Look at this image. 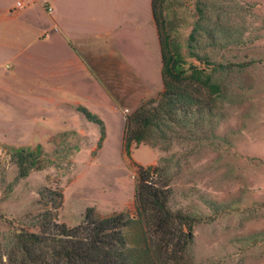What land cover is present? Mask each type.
Returning <instances> with one entry per match:
<instances>
[{
    "label": "rangeland",
    "instance_id": "obj_1",
    "mask_svg": "<svg viewBox=\"0 0 264 264\" xmlns=\"http://www.w3.org/2000/svg\"><path fill=\"white\" fill-rule=\"evenodd\" d=\"M142 3L93 21L99 38L86 43L112 45L129 66L110 76L100 69V84L62 53L47 54L46 40L66 42L37 3L33 13L0 21V233L49 209L45 188L62 192L55 213L69 226L88 207L101 217H134L137 167L152 165L168 184V207L193 219V264H264V0L163 1L170 48L186 67L210 74L219 92L193 124L173 123L166 139L133 145L127 155L125 115L162 89L155 24ZM44 26L45 40L25 31ZM38 144L43 168L18 178L12 149Z\"/></svg>",
    "mask_w": 264,
    "mask_h": 264
},
{
    "label": "trees",
    "instance_id": "obj_2",
    "mask_svg": "<svg viewBox=\"0 0 264 264\" xmlns=\"http://www.w3.org/2000/svg\"><path fill=\"white\" fill-rule=\"evenodd\" d=\"M163 1L151 0L160 47L162 89L125 115L122 141L127 155L133 145H152L154 140L166 139L171 124L186 123L195 113L210 112L212 95L219 92L210 74L195 65L186 67L180 53L170 48L164 32ZM78 110L98 121L83 107ZM41 152L39 144L33 149H12L18 178L43 168L39 165ZM159 171L152 165L137 167L134 217L127 211L101 217L88 207L82 221L74 226L57 219L55 211L61 207L62 192L45 188L43 194L51 207L26 217L22 226L0 233V264H193V219L168 207L170 190L166 182L157 179Z\"/></svg>",
    "mask_w": 264,
    "mask_h": 264
},
{
    "label": "crops",
    "instance_id": "obj_3",
    "mask_svg": "<svg viewBox=\"0 0 264 264\" xmlns=\"http://www.w3.org/2000/svg\"><path fill=\"white\" fill-rule=\"evenodd\" d=\"M17 1L22 4L20 8L15 7ZM142 2L146 3L147 9L151 8V0H0V21L5 20L6 16H17L18 13L21 14L22 12L25 14L33 13L34 9L32 6L37 3L39 16H48L50 21L49 28L57 33L56 38L61 36L66 42L65 47L61 44L52 45L51 41L48 42L46 40L45 51L47 54L62 53V59L65 57V62L67 61L68 66L85 69V72L88 73L93 82L100 84V69L105 68L107 76H110L111 68H128L129 66L119 56L113 54L112 45L110 46L111 49L106 51L102 50L95 42L86 43V41L89 42V39L92 41L94 36H96L94 32L96 24L93 21L100 18L101 15L110 18L122 17L129 8ZM48 8H51V10L48 11ZM33 18L36 17L33 16ZM24 26L26 28L31 27L28 24ZM46 29L44 26L38 29H25V31L34 33L37 39L41 37L45 40L49 34ZM155 29L157 35L156 25ZM0 33L4 35V28H0ZM98 35L100 36V34ZM81 37L84 41L79 43ZM71 38L76 41V46L70 42ZM95 38L98 39L99 37L96 36ZM60 41L62 42V40Z\"/></svg>",
    "mask_w": 264,
    "mask_h": 264
},
{
    "label": "built area",
    "instance_id": "obj_4",
    "mask_svg": "<svg viewBox=\"0 0 264 264\" xmlns=\"http://www.w3.org/2000/svg\"><path fill=\"white\" fill-rule=\"evenodd\" d=\"M21 6H22L21 2L20 1H17L15 7L16 8H20ZM47 10L50 11L51 8H48Z\"/></svg>",
    "mask_w": 264,
    "mask_h": 264
}]
</instances>
